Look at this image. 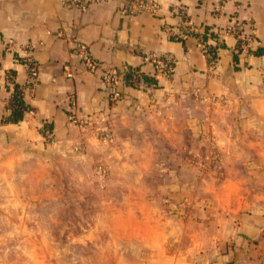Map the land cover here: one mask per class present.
Listing matches in <instances>:
<instances>
[{
  "label": "crops",
  "instance_id": "0c3cea01",
  "mask_svg": "<svg viewBox=\"0 0 264 264\" xmlns=\"http://www.w3.org/2000/svg\"><path fill=\"white\" fill-rule=\"evenodd\" d=\"M125 9V0L85 8L65 5L62 0H0V38L4 41L0 45V171L17 167L23 160L40 169L44 162L71 155L87 156L88 164L105 163L106 153L130 152L131 131L138 122L171 124L177 121L172 112L181 110L184 115L178 120L192 127L193 122L209 119L210 106L220 109L217 122L227 123L214 136L224 158L222 166L230 168L231 146L237 143L230 139L251 136L250 125L264 122V0H161L153 14H130ZM235 20L252 25L247 27L255 38L251 51H260L258 55L242 53L238 69L235 36L218 35ZM9 42L12 54L6 52ZM74 43L87 46L96 71L87 70L72 53ZM219 43L224 47L218 48L217 59L211 62L202 44L209 50ZM26 46L31 47L38 66V86L23 93L31 107L23 120L6 123L14 91L8 73L14 75V83L26 84L28 72L17 60L24 56ZM165 55L175 61L170 78L158 75L149 61L151 56ZM128 66L155 77L158 86L143 84L134 90L119 81L117 89L124 97L111 104L103 74L115 70L120 77ZM71 111L82 125L69 121ZM239 122L245 128L236 131L230 123ZM46 125L51 127L48 136L43 134ZM109 129L112 142H101L99 134ZM231 238L245 244L241 237L236 240L235 232ZM224 260L219 258L216 264H226Z\"/></svg>",
  "mask_w": 264,
  "mask_h": 264
},
{
  "label": "rangeland",
  "instance_id": "374dc122",
  "mask_svg": "<svg viewBox=\"0 0 264 264\" xmlns=\"http://www.w3.org/2000/svg\"><path fill=\"white\" fill-rule=\"evenodd\" d=\"M207 113L192 127L181 110L171 124L138 122L130 152L105 163L1 170L0 264H264V122L230 139L226 169L214 135L227 123Z\"/></svg>",
  "mask_w": 264,
  "mask_h": 264
},
{
  "label": "built area",
  "instance_id": "2783aa9c",
  "mask_svg": "<svg viewBox=\"0 0 264 264\" xmlns=\"http://www.w3.org/2000/svg\"><path fill=\"white\" fill-rule=\"evenodd\" d=\"M65 5L85 8L91 4L104 3L112 0H62ZM126 1V9L125 12L130 14H138L143 12L148 13H156L161 0H125ZM198 2H203L205 0H196ZM184 11V9L182 8ZM218 10V9H217ZM183 13V12H182ZM251 27L252 25L246 22L235 20L228 29L218 32L219 37L224 33H231L235 36L236 41L240 42L241 45V54H248L253 49V44L255 42L253 31L247 30V27ZM252 28V27H251ZM4 41L0 38V45ZM205 53L209 56V50L204 48L205 46L202 44ZM7 53L12 54L14 52V47L11 42L6 44ZM72 53L83 63L84 67L89 71H96L97 67L95 62L93 61L88 48L86 45L82 43H74L72 45ZM20 62L25 66L28 72V80L26 84L20 87L21 91L24 93L25 91H35L38 86V66L35 63L32 56V49L29 46H26L25 53L23 57H20ZM150 63L154 66L155 71L158 75H162L163 77L170 78L174 71L175 61L172 57L165 55L161 57H149ZM2 62V56L0 55V64ZM174 64V65H173ZM120 81L119 73L115 70L106 71L103 74V83L106 87V91L111 93L114 100H119L121 98V94L117 89V85ZM69 121L78 123L82 125V122L77 121L75 115L72 113L69 114ZM112 139V131L106 130L99 134V140L102 142H109Z\"/></svg>",
  "mask_w": 264,
  "mask_h": 264
},
{
  "label": "trees",
  "instance_id": "16d2710c",
  "mask_svg": "<svg viewBox=\"0 0 264 264\" xmlns=\"http://www.w3.org/2000/svg\"><path fill=\"white\" fill-rule=\"evenodd\" d=\"M207 34L205 35L204 38H206ZM215 38H218V36H214ZM178 39V38H175ZM241 43L237 42L236 45V50L234 52V62L236 65V69H238L237 64L239 57L241 55ZM220 47H224L223 44H218L216 48H210V61L214 62L217 59V50ZM254 51H251L253 53ZM254 54L258 55L260 54V51H255ZM174 65V64H173ZM175 66V65H174ZM8 80L9 84L13 85L14 91L12 98L10 100V105H9V116L4 120L6 123H13L17 124L21 122L24 118V115L27 111L31 110V107L26 104L25 99H24V94L20 89V85L14 83V75L12 73H8ZM120 81H124L125 85L129 88H132L134 90H139L142 88L143 84L144 86H150V87H157L158 82L155 79V77H149L145 73H143L140 68L138 67H124V69L120 73ZM119 93L121 94V97H124V93L120 90H118ZM108 98L111 102V104L115 103L116 100L113 99V96L111 93H108ZM51 127L49 125L45 126V130H43V134L46 136L47 134H51ZM48 136V135H47Z\"/></svg>",
  "mask_w": 264,
  "mask_h": 264
}]
</instances>
